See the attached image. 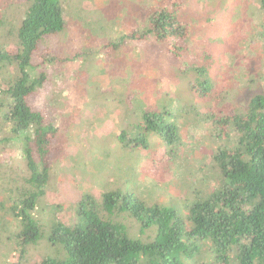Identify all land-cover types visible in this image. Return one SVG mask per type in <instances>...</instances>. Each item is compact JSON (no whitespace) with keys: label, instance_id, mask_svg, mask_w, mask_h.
I'll return each instance as SVG.
<instances>
[{"label":"trees","instance_id":"trees-1","mask_svg":"<svg viewBox=\"0 0 264 264\" xmlns=\"http://www.w3.org/2000/svg\"><path fill=\"white\" fill-rule=\"evenodd\" d=\"M124 2L123 7L128 0ZM186 2L166 1L144 12L142 18L128 11L126 18L137 24L126 30L120 20L118 28L110 25L114 17L101 16L105 22L98 30L104 39L101 46L118 52L125 41L153 37L165 44L164 54L183 58L194 48L188 43L194 14L185 10ZM134 3L130 0V5ZM113 5L117 13L120 9ZM258 5L261 19L256 29L264 44V0H258ZM67 6L66 0H23L10 2L0 11V36L4 39L0 45V144L12 143L24 162L20 171L9 163L1 185L7 195L0 201V210L5 211L1 218L18 224L11 231L12 250L17 251L18 259L9 264H264V91L251 95L244 110L216 113L213 103L224 94L215 91L194 62L185 63L178 74V87L184 82L188 92L174 95L171 88L170 96L155 105L130 95L133 91L124 82L130 73L118 78L121 85L117 79L97 87L103 88L100 100L118 105L114 129L119 130L121 147L147 149L148 138L153 137L152 149L163 147L161 154L172 161L174 156L179 159L184 152L196 151L200 144L206 146L208 164L182 165V171L177 172L179 191H188V196L178 198L181 211L158 202L147 203L135 192L114 184L105 185L99 199L82 191L77 203L69 206V222L54 215L48 223L42 222L37 208L48 189L47 160L57 127L30 97L47 78L41 67L48 61L69 58L48 55L41 46L50 37L67 34ZM13 19L18 20L17 25ZM187 71L194 72L192 82ZM115 86L123 89H107ZM197 100L202 101L205 112ZM178 117L181 124L192 121L182 136ZM204 128L209 132L202 133ZM182 140L187 147L181 146ZM164 193L159 199H165ZM51 205L54 210L62 206ZM130 224L136 227L134 232ZM43 239L50 252L45 248L39 257L29 259Z\"/></svg>","mask_w":264,"mask_h":264},{"label":"rangeland","instance_id":"rangeland-1","mask_svg":"<svg viewBox=\"0 0 264 264\" xmlns=\"http://www.w3.org/2000/svg\"><path fill=\"white\" fill-rule=\"evenodd\" d=\"M21 1L0 0V11L10 2ZM124 1L66 0L68 6L64 16L67 34L50 37L41 43L48 55L51 52L61 58L69 57L63 58V61H48L41 67L46 71L47 78L30 97L31 103L38 105L47 120L57 127L51 145L53 151L47 160L50 177L48 189L37 208L38 216L44 223H48L53 215L69 222L72 216L69 206L77 203L82 191L87 190L99 199L104 186L114 184V187L120 184L135 192L147 203L158 202L179 211L183 205L178 198L188 196V191H179L177 172L182 171V165L194 164L193 167H198L200 163H209V153L202 144L192 153L184 152V157L177 159L174 156L173 162L163 157V147L152 149L153 137L148 138L147 149L121 147L119 130L114 129L118 105L98 97L103 88L97 87L106 84L107 80L115 82L125 73H130L129 77L124 78L126 88L134 92L130 95L135 94L155 105L159 99L170 96L171 88H174V95L188 92L184 82H180L178 87V74L185 63L194 62L203 69L204 77L215 91L224 94L223 98L216 99L212 107L216 113L222 114L244 110L251 95L264 91V44L259 40L256 29L261 19L258 0H188L185 10H191L194 14L190 18L188 43H192L194 48H190V52L181 59L164 54L165 44L156 42L153 37L125 41L118 52L101 46L104 39L98 30L105 25L101 16L115 18L110 25L125 30L130 28V23L137 24L133 18H126L128 11H125L126 6L123 7ZM166 1L169 0H135L132 6L128 0L127 5L132 9L129 8V11L142 18L144 12ZM114 3L120 9L117 13L111 8ZM13 22L17 25L18 20L13 19ZM3 40L1 37L0 45ZM76 54L80 55L75 57ZM112 62L118 65L113 66ZM186 73L188 81L192 82L194 76L191 73L194 72ZM118 81V84H123L120 79ZM107 89L117 91L123 88L115 86ZM197 101L200 110L205 112L202 101ZM180 122L181 117H178L182 136L183 130L192 121ZM207 132L209 130L204 128L202 133ZM187 140L191 141V138L188 136ZM186 144L182 140L181 146L187 147ZM179 151L181 153L183 150ZM205 152L207 156L204 158ZM21 157L19 149L12 143L10 146L0 144V201L7 196L1 186L7 178L6 170L11 164L13 170L20 171L24 166V162H20ZM162 191H165L162 197L165 199H159ZM57 203L62 206L58 209L54 207V210L51 204ZM2 210L0 218L2 212L5 213ZM10 220L0 219V264H9L18 259L17 251L12 250L15 245L12 232L18 224L13 220L9 223ZM129 227L132 232L136 230L133 224ZM45 242L47 240L43 239L39 244L40 249H33L29 259L39 257L45 248L50 252Z\"/></svg>","mask_w":264,"mask_h":264},{"label":"crops","instance_id":"crops-1","mask_svg":"<svg viewBox=\"0 0 264 264\" xmlns=\"http://www.w3.org/2000/svg\"><path fill=\"white\" fill-rule=\"evenodd\" d=\"M129 6H130V5H129ZM129 6H128V5H126V9H125L126 11H129V8H130ZM130 10L132 11V9H131V8H130ZM111 17H112V16H111ZM134 27H135V25L130 23V28H129V29H132V28H134ZM111 64H112L113 66H115V65H118V64H117V63H115V62H112ZM108 66H109V67H111V65H110V64H108ZM112 68H113V67H112ZM128 85H130V84L128 83ZM146 100H147V99H146Z\"/></svg>","mask_w":264,"mask_h":264}]
</instances>
